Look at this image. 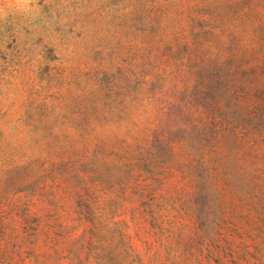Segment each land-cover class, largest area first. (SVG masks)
I'll list each match as a JSON object with an SVG mask.
<instances>
[{
	"label": "rangeland",
	"instance_id": "1",
	"mask_svg": "<svg viewBox=\"0 0 264 264\" xmlns=\"http://www.w3.org/2000/svg\"><path fill=\"white\" fill-rule=\"evenodd\" d=\"M0 264H264V0H0Z\"/></svg>",
	"mask_w": 264,
	"mask_h": 264
}]
</instances>
